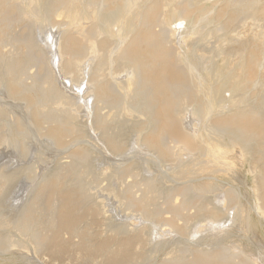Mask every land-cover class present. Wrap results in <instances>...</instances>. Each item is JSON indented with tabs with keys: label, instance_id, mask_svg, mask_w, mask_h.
<instances>
[{
	"label": "bare ground",
	"instance_id": "1",
	"mask_svg": "<svg viewBox=\"0 0 264 264\" xmlns=\"http://www.w3.org/2000/svg\"><path fill=\"white\" fill-rule=\"evenodd\" d=\"M201 1L0 0V100L22 108L0 103V147L17 149L18 165L34 151L39 162L47 149L67 156L46 172L36 161L0 166V194L18 179L30 184L16 218L0 213L7 232L0 254L30 246L57 255L68 247L83 261L101 253L108 264H144L142 250L149 247L150 258L170 246L164 264H261L227 241L253 232L252 216L264 223V30L234 34L241 20L264 17V2L224 0L216 9L220 0H212L205 9ZM210 39L219 45L201 51ZM127 129L137 149L131 155ZM90 132L118 157L98 173L93 150L70 144ZM34 136L44 142L37 151ZM240 170L250 178L252 204L239 187L219 182ZM100 179L118 209L147 224H107L106 237L83 224L107 215L89 189ZM201 216L207 224L193 229Z\"/></svg>",
	"mask_w": 264,
	"mask_h": 264
},
{
	"label": "rangeland",
	"instance_id": "2",
	"mask_svg": "<svg viewBox=\"0 0 264 264\" xmlns=\"http://www.w3.org/2000/svg\"><path fill=\"white\" fill-rule=\"evenodd\" d=\"M214 1V0H213ZM224 2V0H220L219 1V3H218V5L217 6H215V8L217 9V8H219V6L220 5H222V3ZM263 2H264V0H261V4H260V6L263 4ZM200 4H202V6H203V8H205V9H207V8H211L212 7V5H214L213 3H212V0L210 1V0H202L201 2H200ZM258 19V20H257ZM257 19H255V20H252V19H250V18H246V19H244L243 21L241 20V22H240V24H238V26L234 29V34H239V33H241L242 34V32H245V31H247V32H245L244 34H242L240 37H242V38H244V35H246V36H249L248 34L250 33V32H259L260 30H264V17H262V16H260V17H257ZM254 21H256V22H254ZM181 24H183V23H181ZM170 26H172L171 28H175L176 26H177V24H175L173 21L171 22V25ZM249 29L251 30V31H249ZM254 29V30H253ZM262 30V31H263ZM249 32V33H248ZM261 32V31H260ZM248 33V34H247ZM186 36H189V34L188 33H186L185 34ZM245 36V37H246ZM210 41V42H209ZM208 42H209V44H208ZM202 44V45H201ZM203 44H205V43H199L198 44V47L200 46H202L200 49H201V51H207V50H209V51H211L210 49H212V48H215L216 46H218L219 45V43L217 44L216 42H215V40L213 39H210V40H208L207 42H206V45L207 46H205L204 47V45ZM215 44V45H214ZM217 44V45H216ZM215 46V47H214ZM209 48V49H208ZM234 57H236V56H234ZM235 60H238L237 58H235ZM221 68L222 70H218V73L220 74V75H225V73H226V70H225V68L223 67V64H222V58H218V68ZM228 67H230V66H228ZM227 67V68H228ZM226 68V69H227ZM33 71H34V69H33ZM62 82L63 83H66L65 81H63L62 80ZM81 88V90H83L84 88L82 87V86H80ZM79 92V91H78ZM84 90L83 91H80V94L81 93H83L84 94ZM83 94H81V96L83 95ZM0 103H3V104H7L10 108H13V109H15L16 110V112L17 113H21L22 111L20 110V109H22V108H20L19 107V105L16 103V102H12V101H10L9 99H7V98H2L1 100H0ZM78 103H80V102H78ZM14 110V111H15ZM127 133V134H126ZM125 138H126V140H128L129 141V143H128V147H127V152L125 151V154L127 155H129L130 153L132 154H134V152H136L137 151V149H135L136 148V146H134V145H132V143H130V141H132V139H133V133L131 132V130L129 129H127L126 130V132H125ZM127 136V137H126ZM34 139V140H33ZM33 141L32 140H30L31 141V143H32V150L34 151V150H38V148L40 147V146H42V144L44 143L43 142V140H39V138L37 139L36 138V136H34L33 137ZM35 139H36V141H35ZM80 142H82V143H84L86 146H88V147H90L91 148V151L93 150V154L95 155V162L97 161V163H95L94 164V168H93V170L94 171H97L98 169H99V171L102 169V167L105 165V163L107 164V163H112V165L114 166L115 164H113L114 162H115V160H117L118 159V157L116 156V155H113V154H110V153H108V151H106V149H103L102 148V145H101V143L100 142H98L97 141V139L95 138V136H94V133H92V132H90V137L88 138H85L84 140H81V141H79V142H70V144H71V148L72 147H74V146H76V143H80ZM98 142V143H97ZM74 143V144H73ZM98 144V145H96L95 146V149H94V145L95 144ZM100 143V144H99ZM45 145V144H44ZM78 145V144H77ZM80 145H81V143H80ZM134 146V147H133ZM96 147H98V148H96ZM130 147V148H129ZM9 147H6V146H1L0 147V166L1 165H3V164H8V166L9 167H7V170L6 171H9V170H12V169H17L20 165L21 166H24V165H28V166H32L33 164H34V162L36 161V159H32V158H35L34 157V153H36L35 151H34V153H32L33 154V157L31 156V159H30V157L29 158H26L20 165H18V163L16 162L15 163V161L17 160L16 159V157L15 156H17V155H19L18 153H19V151L17 152V153H14V152H16L17 151V149H10ZM36 150V151H37ZM56 150V151H55ZM133 150V151H132ZM14 153V154H13ZM31 154V155H32ZM66 153L65 152H62V151H59L58 149H47V151H46V156L44 157V159H43V161H41V162H39V161H36V163H37V166H40V170H43V172H46V170L48 171V170H50V169H52V167H54L55 166V163H57V161H65L66 159L65 158H67V156L65 155ZM130 154V155H131ZM140 157H143V155L141 156H137V160L140 158ZM235 157V163L238 165V163H240V160L242 159L241 158V156H238V155H235L234 156ZM13 158H15V161H14V159ZM117 158V159H116ZM12 159V160H11ZM13 161V162H12ZM139 161H140V159H139ZM40 163V164H39ZM101 163H102V165H101ZM14 164H16V165H14ZM39 164V165H38ZM18 165V166H17ZM95 165H96V167H95ZM11 166V167H10ZM152 167H153V165H151ZM158 167V165H156L155 167H153L155 170L156 169H159V168H157ZM8 168H10V169H8ZM96 169V170H95ZM45 170V171H44ZM99 171H97V173L99 172ZM157 171V170H156ZM100 181V182H99ZM106 181L107 180H105L104 179V181H103V179H100V180H98L97 182H96V184H97V186H96V184H93L95 187H93V185L91 184V185H89L90 186V188H89V186H88V188L89 189H92V190H90V192L91 191H93L94 190V192L95 191H97V189H100L99 191H97L96 193H97V195H98V197L96 196V194H94V192H93V199H94V195H95V200H93L94 202H96V203H102L103 205H104V203H105V205H104V209H105V211H104V213L102 214V215H105V214H107V215H105V216H99V217H93V216H86L85 218H84V220H83V224H89V225H91L92 226V231L95 233V234H97L98 236H100V237H106V236H108V235H110V230L109 229H111V227H108V225L107 224H110V226H113L116 222L118 223V225L119 226H122V225H124V223L125 224H127V223H129V224H134V225H137V226H135L136 228H139L140 227V225H142L143 224V222H139V220L138 219H140L139 218V216L136 214V215H133L132 217L130 216H128V215H130V214H128V213H126L125 212V209H124V207H120L121 209H118L119 207V205L118 206H116L117 205V203H115L116 201L115 200H113V199H111V197H110V199L109 198H107V193H106V188H107V186L109 185L108 183H109V181H107L108 183H106ZM24 180H22V179H18L17 181H14L13 183H11V184H7V185H5L4 187H3V189H2V191H1V194H0V201L2 202H0V205H2V204H4V206L5 207H3L2 208V210L0 211V213L3 215V216H5V217H7V218H9V219H14V218H16L17 216H18V212L20 211V209H21V207L25 204V202L27 201V199H28V192H29V188L30 187H28L30 184L27 182V184H26V182H24ZM219 182H220V184L221 185H223V186H225L226 187V184L228 185H235V186H237V187H239L240 188V190H241V192H242V194L244 195V197H245V203L247 202V203H249V204H252V201H253V198H251V196H250V194H251V192H250V184H251V181H250V178H249V176L245 173V171H243V170H240V171H237V172H230V173H228V174H226V175H222V176H219ZM21 184V185H20ZM100 184V185H99ZM23 185V186H22ZM99 185V186H98ZM28 187V188H27ZM93 187V188H92ZM99 187V188H98ZM21 188H22V190H21ZM95 188V189H94ZM97 188V189H96ZM102 188V189H101ZM27 189V190H26ZM105 191V192H104ZM99 192V193H98ZM102 192V193H101ZM106 193V194H105ZM12 196H14V197H12ZM10 197V198H9ZM9 199V200H8ZM98 199V200H97ZM106 199V200H105ZM248 199V200H247ZM108 200V201H107ZM247 200V201H246ZM8 201V202H7ZM10 201H11V204L12 205H8V203L10 204ZM103 201H104V203H103ZM106 201V202H105ZM114 201V202H113ZM110 203V204H109ZM110 205V206H109ZM113 206V207H112ZM115 207V208H114ZM7 209V211H6V209ZM111 208H113V209H111ZM117 208V209H116ZM9 209V210H8ZM115 209H116V211H118V210H121L120 212L118 211V212H115ZM6 211V212H5ZM106 211H107V213H106ZM113 212V213H112ZM192 212H194V211H192ZM118 215H117V214ZM126 214H128L127 216H128V218H131L132 219V221H131V219H130V221H129V219L127 218V216H126ZM109 215V216H108ZM102 217H105L104 218V220L106 221H104L103 220V218ZM108 218V219H107ZM136 218H137V220H136ZM109 219H110V221H109ZM201 219V220H200ZM104 221V223H103V221ZM108 220V221H107ZM114 220H115V222H114ZM135 221V222H134ZM140 221H141V219H140ZM194 221H196V222H194ZM195 223V225H194V223ZM193 222H192V227H193V229H194V226H197L198 224H199V226H204V225H206L207 224V221H206V216H201V217H198V218H195V219H193ZM197 222H198V224H197ZM262 221H261V219L260 218H258V217H256V216H252V223H253V232H250V233H244V232H235L234 234H233V237L232 238H230L228 241H227V245H229V246H231V245H238V244H240V245H243V247L245 248V249H247L251 254H252V256L259 262V263H261V264H264V223H261ZM117 223L115 224V226H117ZM120 223V224H119ZM140 223V224H139ZM229 223V222H228ZM227 223V224H228ZM147 223H144L143 225H146ZM138 225H139V227H138ZM191 225V224H190ZM133 226V225H132ZM192 227H191V229H192ZM155 229V228H154ZM157 229H159V228H157ZM109 230V231H108ZM164 230H167V228L165 227V228H160L159 229V231H160V233H158L156 230V232L155 231H153V230H151V231H153V232H150V235L152 234V233H156V234H161V231H164ZM192 231V230H191ZM7 232L6 231H1L0 232V236H4L5 234H6ZM9 233H13L12 235H16V234H14V232H9ZM153 236H154V234H152ZM152 235H151V237H152ZM169 238L168 239H170L171 237L173 238V236H168ZM248 237H249V239H250V237L252 238L253 237V239H252V241H251V239L249 240L248 239ZM64 238H65V240H67V241H72V242H77L78 240H79V238H75V236L74 235H72V234H66L65 236H64ZM154 238V237H153ZM171 238V239H172ZM174 239V238H173ZM254 241H256L255 243H252V242H254ZM258 242V243H257ZM257 243V245H255ZM255 246H254V245ZM260 245V247H259V245ZM261 246H263L262 248H261ZM29 248V249H28ZM261 248V249H260ZM27 249L29 250V251H27ZM30 249H32V247L30 248V246H28L24 251H21V252H17V253H15V251H14V253H4V254H0V264H108V263H106L105 261H104V259H103V256H102V254L101 253H96V254H94L93 255V258L90 260V261H86V260H81V259H79L80 258V256H79V252H77L75 249H73V248H68V247H63V249H62V252L60 253V254H57V255H54V254H52V253H50V252H47V251H44V252H41V253H39V254H36V253H34V251H32V250H30ZM169 249H170V251H171V249H172V247H170V246H167L165 249H161L162 250V252H161V250L158 252V253H156L153 257H150L149 258V253L151 252L150 251V249H149V247L148 248H145L144 250H142V252H141V258L142 259H144V262L146 263V264H164V261L163 260H165V258H168V257H166L167 255L166 254H168L170 251H169ZM147 252H146V251ZM258 251V252H256V251ZM161 252V253H160ZM19 253H23L22 255L21 254H19ZM148 253V254H147ZM37 256H36V255ZM149 255L148 257L146 256V255ZM157 256V257H156ZM168 256H170V254H168ZM145 257H147V259L145 258ZM155 257V258H154ZM149 259V260H148ZM154 259V260H153ZM145 260H147V262L145 261ZM162 260V261H161ZM153 261V262H152ZM140 262V261H139ZM139 262H137V261H135V263H133V264H137V263H139ZM144 263V264H145Z\"/></svg>",
	"mask_w": 264,
	"mask_h": 264
}]
</instances>
